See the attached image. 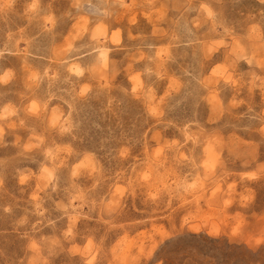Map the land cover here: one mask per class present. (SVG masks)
<instances>
[{"label": "rangeland", "instance_id": "obj_1", "mask_svg": "<svg viewBox=\"0 0 264 264\" xmlns=\"http://www.w3.org/2000/svg\"><path fill=\"white\" fill-rule=\"evenodd\" d=\"M0 264H264V0H0Z\"/></svg>", "mask_w": 264, "mask_h": 264}]
</instances>
